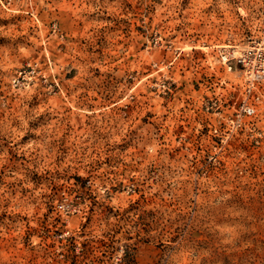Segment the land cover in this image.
Returning a JSON list of instances; mask_svg holds the SVG:
<instances>
[{
	"label": "rangeland",
	"instance_id": "374dc122",
	"mask_svg": "<svg viewBox=\"0 0 264 264\" xmlns=\"http://www.w3.org/2000/svg\"><path fill=\"white\" fill-rule=\"evenodd\" d=\"M261 64L264 0H0V264H264Z\"/></svg>",
	"mask_w": 264,
	"mask_h": 264
},
{
	"label": "built area",
	"instance_id": "2783aa9c",
	"mask_svg": "<svg viewBox=\"0 0 264 264\" xmlns=\"http://www.w3.org/2000/svg\"><path fill=\"white\" fill-rule=\"evenodd\" d=\"M221 58H222V56H221ZM246 58H247V55H245L244 57H241L239 60H243L244 62H246ZM253 76H254L255 80L256 79L257 80L263 79V77H264V65L263 64L258 66L257 70L255 72H253ZM243 109H244L245 113H248V114H252L255 112V106L254 105H250V104L243 105Z\"/></svg>",
	"mask_w": 264,
	"mask_h": 264
}]
</instances>
